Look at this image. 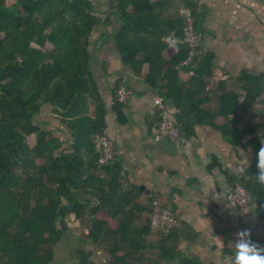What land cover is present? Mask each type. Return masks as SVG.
<instances>
[{
  "label": "crops",
  "instance_id": "obj_1",
  "mask_svg": "<svg viewBox=\"0 0 264 264\" xmlns=\"http://www.w3.org/2000/svg\"><path fill=\"white\" fill-rule=\"evenodd\" d=\"M87 1L93 15L102 21L90 34L89 68L106 110L104 133L115 145L114 164L120 168V178L114 189L109 185L100 191L85 189L95 192L94 196H83L90 201L86 206L87 218L78 217L72 204L61 199L55 221L60 237L54 245L45 248L51 251L46 264H82V256H87L90 264H111L109 237L94 242L90 236L94 221L91 212L102 198L107 200L104 202L107 210H116L118 205V218L129 221L133 229L149 230L148 246L140 261H132L133 264H177L181 257L197 259L201 264H233L237 231L249 228L251 238H264V222L253 209L243 211L227 200L233 186L230 177H243L255 161L253 151L241 144L252 137L254 133L250 130L257 126L261 128L256 135L264 136V4L260 0H207L197 15L196 25L202 36L200 67L203 68L209 57L213 58L211 68L205 72V89L202 91L201 83L191 86L193 75L182 63L176 67L177 79L182 94L196 88L198 95L193 111L209 112L214 124L193 123L195 115H190V135L184 134L185 144L176 148L168 142L154 140L160 122L155 100L163 97L159 93L160 81H148V69L135 74L130 66L124 65L115 44L114 35L123 27L118 3ZM193 3L194 0H174V6L165 7L166 19L174 20L175 12L181 16L180 10ZM172 34L179 36L173 31L162 41ZM49 45L53 48L46 50ZM174 47L165 46L163 60L173 58L177 49ZM53 50L54 46L47 43L43 51ZM121 86L127 88L129 96L126 103L117 106V91ZM250 89L260 93L253 104L247 102ZM224 96L236 99L237 105H223ZM164 101L176 122L177 109L168 100ZM87 108V116L95 119V105L88 103ZM67 120L51 105L42 106L35 117L36 124L49 138L62 143V151L71 150ZM219 127L237 129L238 143ZM33 136L30 146L27 142L29 147L35 145ZM95 155L96 152H85L86 162L96 158ZM92 172L97 175L99 169ZM154 201L171 208L177 220L174 260L160 259L157 247L163 241L162 231L150 227Z\"/></svg>",
  "mask_w": 264,
  "mask_h": 264
},
{
  "label": "trees",
  "instance_id": "obj_2",
  "mask_svg": "<svg viewBox=\"0 0 264 264\" xmlns=\"http://www.w3.org/2000/svg\"><path fill=\"white\" fill-rule=\"evenodd\" d=\"M115 1L123 27L114 35V41L124 65L135 74L148 69L147 80L160 81L159 93L177 109L176 124L184 134L190 135L192 114L193 123L214 124L209 112L193 111L198 95L195 87L191 93L180 92L176 67L186 60L187 46H175L173 58L162 59L166 46L163 37L173 31L182 36L184 20L179 13H174V20L166 19L165 7L174 6V0ZM101 24L87 0H16L12 5L0 0V264H46L51 251L45 248L60 237L55 221L61 199L68 200L83 219L88 217L86 206L90 204L83 196L95 195L85 189L100 191L106 185L113 189L118 186L120 168L115 164L99 167L93 139L105 135L106 110L89 68L90 34ZM47 43L54 46L52 52L43 51ZM198 56L186 68L193 75L191 86L201 83L204 91L205 72L211 68L213 58L209 57L201 68ZM258 94L250 89L247 102L255 103ZM221 101L223 105H237L232 97L224 96ZM88 103L95 105V119L87 116ZM116 104L122 106L117 99ZM44 105L56 107L68 119L71 150H60L62 143L49 138L36 124L35 117ZM260 128L250 130L254 134L241 144L254 153L252 167L241 178L230 177V183L239 182L250 192L252 209L264 222V184L256 178L257 152L264 140L255 133ZM219 129L238 143L237 129ZM29 135H35L33 147L25 143ZM85 152H96V158L87 163ZM37 159L42 164L37 165ZM97 168L99 173L94 175L92 171ZM105 201L102 198L91 212V238L96 242L109 237L111 264L140 261L148 246L149 230L133 229L129 221L118 218L119 206L107 210ZM174 229L162 232L163 241L157 247L160 259L174 260L177 255ZM252 239L264 244V238ZM81 260L82 264H90L87 256ZM177 264L201 263L181 257Z\"/></svg>",
  "mask_w": 264,
  "mask_h": 264
},
{
  "label": "built area",
  "instance_id": "obj_3",
  "mask_svg": "<svg viewBox=\"0 0 264 264\" xmlns=\"http://www.w3.org/2000/svg\"><path fill=\"white\" fill-rule=\"evenodd\" d=\"M207 0H194L193 5L184 6L180 10V14L184 20L182 36L172 34L164 38V43L167 46L173 47L179 44H184L188 48V55L182 66L187 67L199 54V47L201 44V33L197 29L196 19L201 12ZM264 4V0H260ZM129 92L125 86H121L117 91V101L119 103H126ZM155 107L160 115V122L154 140L157 143L168 142L176 148H181L185 142L186 137L178 127L174 119L171 117V112L168 105L165 103L163 97H158L155 100ZM95 146L99 154V167L111 166L116 161L115 145L109 136L101 135L95 139ZM227 200L235 204L243 211H249L252 208V196L250 192L243 187L239 182L235 183L227 194ZM177 220L173 210L169 207L161 205L158 201L152 204V212L150 219V226L152 230L169 232L175 228Z\"/></svg>",
  "mask_w": 264,
  "mask_h": 264
},
{
  "label": "clouds",
  "instance_id": "obj_4",
  "mask_svg": "<svg viewBox=\"0 0 264 264\" xmlns=\"http://www.w3.org/2000/svg\"><path fill=\"white\" fill-rule=\"evenodd\" d=\"M256 166L259 169L257 181L264 184V140H261V147L257 152ZM235 236L233 264H264V244L251 238V229H240Z\"/></svg>",
  "mask_w": 264,
  "mask_h": 264
},
{
  "label": "rangeland",
  "instance_id": "obj_5",
  "mask_svg": "<svg viewBox=\"0 0 264 264\" xmlns=\"http://www.w3.org/2000/svg\"><path fill=\"white\" fill-rule=\"evenodd\" d=\"M15 2H16V0H7V5H12V4H14ZM0 37H2L1 34H0ZM52 48H53V47L49 45V47H47L46 50H51ZM33 141H34V136H33V135L26 136V138H25V143H26V144H27V142H29V146H30V145L33 143ZM37 162H38V163H37ZM39 163L42 164V160L37 159V160H36V164H37V165H40ZM28 204L32 205L31 202H28Z\"/></svg>",
  "mask_w": 264,
  "mask_h": 264
}]
</instances>
